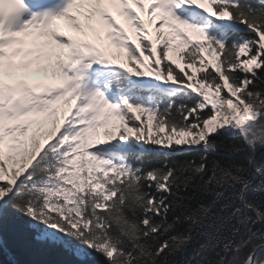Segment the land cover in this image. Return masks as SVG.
Instances as JSON below:
<instances>
[{"label":"snow or ice","instance_id":"1","mask_svg":"<svg viewBox=\"0 0 264 264\" xmlns=\"http://www.w3.org/2000/svg\"><path fill=\"white\" fill-rule=\"evenodd\" d=\"M9 228L31 264H264V0H0L21 264Z\"/></svg>","mask_w":264,"mask_h":264},{"label":"trees","instance_id":"2","mask_svg":"<svg viewBox=\"0 0 264 264\" xmlns=\"http://www.w3.org/2000/svg\"><path fill=\"white\" fill-rule=\"evenodd\" d=\"M144 147L149 151L151 150L150 145H145ZM5 236L8 246L15 252L21 264H31V262L34 261L55 262L61 259V257L56 255L41 253L34 242H28L17 233L13 232L11 228L6 230Z\"/></svg>","mask_w":264,"mask_h":264}]
</instances>
